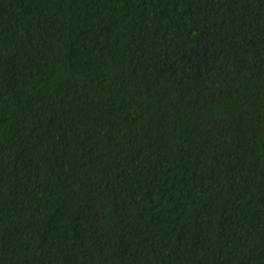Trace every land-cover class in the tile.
Here are the masks:
<instances>
[{"label": "trees", "instance_id": "trees-1", "mask_svg": "<svg viewBox=\"0 0 264 264\" xmlns=\"http://www.w3.org/2000/svg\"><path fill=\"white\" fill-rule=\"evenodd\" d=\"M0 264H264V0H0Z\"/></svg>", "mask_w": 264, "mask_h": 264}]
</instances>
